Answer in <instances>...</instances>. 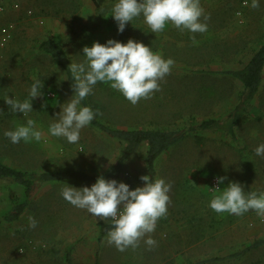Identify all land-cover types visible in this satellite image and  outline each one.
Here are the masks:
<instances>
[{
    "label": "rangeland",
    "instance_id": "374dc122",
    "mask_svg": "<svg viewBox=\"0 0 264 264\" xmlns=\"http://www.w3.org/2000/svg\"><path fill=\"white\" fill-rule=\"evenodd\" d=\"M0 1L4 7L0 24L16 23L14 37L3 49L0 60L1 161L37 172L66 166L89 174L112 164L109 161L120 155L122 145L90 125L80 130V140L76 144L48 134L49 123L56 119L54 114L60 111L59 105L72 95V88L63 70L47 55L36 51L35 44L48 37L54 38L64 47L70 61H79L83 59L82 47L90 46L93 41L103 43L108 38L121 42L129 38L138 40L165 58L171 57L175 64L160 82V90L135 105L108 83L98 82L90 96L101 106L99 117L104 123L115 127L182 130L205 119L219 120L218 128L196 129L187 135L161 155L155 165L154 178L162 177L171 184L167 212L183 220L185 250L181 253L183 260L174 252V255L169 254V259L162 254V259L153 262L254 264L259 259L264 260V245L239 258L208 260L238 251L248 243L264 238V219L261 221L255 211L235 216L218 214L208 207L209 199L216 194L208 189L212 174L227 177L221 188L229 180L247 185L245 191L264 188L263 158L253 151L260 140L249 136L251 130L264 132V78L253 103L245 111L239 110L236 141L224 126L239 102L242 85L223 73L242 66L247 59L245 56L263 38L264 0H260L258 8L244 6L243 0H200L209 17L204 33L181 32L170 22L165 24L163 31L152 33L142 16L126 23L124 31L118 32L110 15L115 0ZM14 4L18 6L14 7ZM34 78L42 80V93L50 89L55 94L53 99H45L42 94L31 101L33 111L27 118L36 122L42 138L38 142L13 144L3 132L24 123L26 117L20 112L12 113L3 99L6 96L26 99L28 86ZM199 136L203 138L199 140ZM246 146L251 147L249 150L256 160L254 168L249 169L242 162L241 150ZM144 156L145 147L142 146L122 169L130 172L139 185L143 184L139 177L149 175ZM65 183L75 187L92 184L67 181L37 185L20 218L6 222L4 214L11 209L13 198H21L23 190L8 179H0V264H66L68 232L82 229L89 232L98 229V222L109 223L63 199L60 190ZM29 217L36 221L35 227L29 226ZM194 239H204L199 250L192 246L196 242ZM101 247L105 248L100 251L97 263L151 262L150 251L131 247L123 252L117 251L115 246L107 244L105 238ZM202 260L208 261L199 263Z\"/></svg>",
    "mask_w": 264,
    "mask_h": 264
},
{
    "label": "clouds",
    "instance_id": "9594fccd",
    "mask_svg": "<svg viewBox=\"0 0 264 264\" xmlns=\"http://www.w3.org/2000/svg\"><path fill=\"white\" fill-rule=\"evenodd\" d=\"M243 2L244 6L252 8H258L260 4V0H251L250 4L249 0ZM110 15L118 32L124 31L126 23L142 16L152 33L163 31L169 22L181 32L204 33L209 19L200 0H115ZM81 55L82 60L71 61L67 66L71 74L72 95L59 105L60 111L54 114L56 119L48 125L50 136L62 137L69 144L78 143L80 130L98 115V111L82 104L98 82L108 83L135 105L160 90V82L175 64L171 57L165 58L150 46L131 38L126 42L113 38L103 43L93 41L90 46L82 47ZM42 88V80L34 78L28 86L26 99L13 96L3 99L12 113L20 112L26 117L24 123L4 130L3 135L11 143L41 140V130L32 118L27 117L33 111L32 99L43 94ZM253 151L256 156L264 158V143L257 144ZM139 179L143 184L130 188L123 181L98 175L90 186L75 187L65 183L60 195L71 205L87 210L102 221H109L111 226L105 239L117 251L136 248L141 239L151 249L157 245L151 233L155 231L158 219L167 214L171 184L162 177L141 175ZM226 179L225 176L215 177L217 186L212 188L216 189V194L209 199L208 207L218 214L235 216L252 210L264 219V188L245 191L241 183L232 180L221 188ZM35 225L36 221L29 217V226Z\"/></svg>",
    "mask_w": 264,
    "mask_h": 264
},
{
    "label": "trees",
    "instance_id": "16d2710c",
    "mask_svg": "<svg viewBox=\"0 0 264 264\" xmlns=\"http://www.w3.org/2000/svg\"><path fill=\"white\" fill-rule=\"evenodd\" d=\"M35 50L47 55L54 65L60 67L63 70L67 78V82L71 87V74L67 69V66L71 61L66 50L59 43V41L51 37L42 39L36 42ZM263 67L264 36L259 42L257 48L252 52L249 60L241 68L223 71L224 74L237 79L242 85V90L239 93V102L235 106V110L232 112V114L228 115L224 126L226 131L234 140H236L234 134V125L236 122H238L237 119L239 118V110L245 111L246 108L251 104L254 96L257 94L262 79ZM48 90L50 89L44 90L43 94ZM82 104L89 105L94 111H98V115L95 116L89 125L120 143L122 145L120 155L107 168L94 174H89L81 169L66 166H60L58 168L37 172L34 170L16 168L0 160V179H8L12 183L20 186L23 190L21 198H13L11 209L4 214L3 220L6 222L16 221L20 218L22 213L28 207L37 185L67 181L94 183L98 175H103L106 179L113 178L118 180L121 177L123 171L122 169L125 163L128 162L142 146L145 147L144 157L146 169L149 172V175L154 177L155 165L161 155L169 151L173 146H175L182 139L186 138L187 135L196 129L206 130L219 127V120L215 118L205 119L195 126L191 125L182 130H168L163 127H115L104 123L100 119L99 115L102 108L91 99L90 95H88L82 101ZM248 153L249 154L241 155L242 162L249 169L254 168L256 160L251 151ZM243 187L244 189L248 188L247 185H243ZM110 226V223H97L98 241H101L103 238H105L106 231ZM261 245H264V238H258L251 243H248L238 251L228 253L225 256H215L208 260L225 261L239 258ZM65 259L67 264H72L68 255ZM208 260H202L199 263H202L203 261L206 262ZM254 264H264V260L259 259L255 261Z\"/></svg>",
    "mask_w": 264,
    "mask_h": 264
},
{
    "label": "crops",
    "instance_id": "0c3cea01",
    "mask_svg": "<svg viewBox=\"0 0 264 264\" xmlns=\"http://www.w3.org/2000/svg\"><path fill=\"white\" fill-rule=\"evenodd\" d=\"M1 25H3V24H0V26ZM14 25H15V27H14V31H13V37H14V34L16 32V23H14ZM13 37H12V39H13ZM256 48L257 47H255L248 54V56L247 55L245 56L247 59L245 60L243 65L249 60L252 52ZM2 58H3V53H2V57L0 58V60ZM242 66H240L236 69H239ZM263 78H264V67H263L262 79L260 82L259 89L262 85ZM259 89H258V91H259ZM255 96H254V98H255ZM254 98H253V100H254ZM253 100L251 101V103H253ZM237 123L238 122H236L234 125V134H235L236 141L238 139V136L235 132V129H236L235 126L237 125ZM218 125H219V123H218ZM201 135H203V134H201ZM228 135H229V133H228ZM249 136L253 137V139L260 140V143H264V132L251 130L249 132ZM198 138H199V140H201V138H203V136H199ZM250 148L249 147L247 148V146H246V149L241 150V154H243V155L249 154L248 152L251 151V150H249ZM262 162L264 164V158L262 159ZM262 162L260 160V163H262ZM262 168L264 169V166ZM136 183H137V181H136ZM138 186H139V184H138ZM182 222H183V220L180 221L177 215L172 216L171 213L168 211L167 214L162 217V219L161 218L158 219L156 229H155L156 231L151 233L153 238L156 237L155 240L157 241V245L155 247L149 249V247L146 246L144 244V242L141 243V240H140L138 246L135 249L138 251H150L151 252V255L149 256L151 258V260H150L151 262H149L148 264H155V262H153V260L162 259V254L165 256V258L169 259V254L171 253L174 255V252H176V254H178V255L180 254L179 255L181 258L180 260H183L181 253L184 252V250H185V238L183 236V231H182V229L184 228ZM159 230H161V232ZM68 234H69V237H68V242H67V247H66L67 252H66L65 258L68 255L72 264H104L101 262L97 263L98 257L101 253L100 251H102L105 248V247L104 248L101 247V243H102L104 238L101 241L97 240L98 229H92L89 232H87L85 229H82V230H78L75 232H72V231L68 232ZM70 238H71V240H70ZM194 240H196V239H194ZM203 240L204 239L196 240V242H194L192 244V246L197 247V250H199V246L202 244ZM133 250H134V248H133ZM155 252H157V253L155 254ZM104 259H105V255H104ZM178 260H179V257H178ZM76 261H78V262H76ZM65 263H66V259H65ZM156 264H162V263L160 262V263H156Z\"/></svg>",
    "mask_w": 264,
    "mask_h": 264
},
{
    "label": "built area",
    "instance_id": "2783aa9c",
    "mask_svg": "<svg viewBox=\"0 0 264 264\" xmlns=\"http://www.w3.org/2000/svg\"><path fill=\"white\" fill-rule=\"evenodd\" d=\"M17 6H18L17 4H14V7H17ZM3 10H4V7L0 1V13L3 12ZM14 27H15V25L13 22H7V23L0 26V58L2 57L3 49L6 47L8 42L13 37ZM43 96H44V98H47V99H53L55 94L52 90H48L43 94ZM217 176L218 175H216V174L215 175L212 174L209 177L208 189L211 192L216 191V189H214L212 187L217 186L216 180H215V177H217ZM117 181H123V182L127 183L130 188H134V187L138 186V184L136 183V181L133 178V176L131 175V173L128 171H124V170L122 171L121 177ZM261 221H263V219H261Z\"/></svg>",
    "mask_w": 264,
    "mask_h": 264
}]
</instances>
